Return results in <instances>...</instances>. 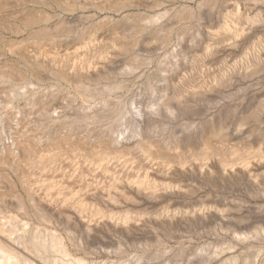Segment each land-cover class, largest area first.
<instances>
[{
	"label": "rangeland",
	"instance_id": "1",
	"mask_svg": "<svg viewBox=\"0 0 264 264\" xmlns=\"http://www.w3.org/2000/svg\"><path fill=\"white\" fill-rule=\"evenodd\" d=\"M18 134L90 228L0 211L74 231L81 264H264V0H0V155Z\"/></svg>",
	"mask_w": 264,
	"mask_h": 264
},
{
	"label": "bare ground",
	"instance_id": "2",
	"mask_svg": "<svg viewBox=\"0 0 264 264\" xmlns=\"http://www.w3.org/2000/svg\"><path fill=\"white\" fill-rule=\"evenodd\" d=\"M97 141V144L104 149H106L104 146H108L106 140L100 138ZM82 144L83 142L79 141L75 145L80 146ZM60 145L57 142V146ZM209 148L210 142L207 141L198 155L201 157L208 156ZM45 149L33 151L31 142L27 138H23L22 134H18L9 144L4 146V151H2L4 155H0V164L14 169L13 171L19 177L22 192L20 189H16L15 193L6 199L4 195H0V202L16 204L19 210L26 215H31V212L34 211L39 215L41 221L46 222H53L52 217L45 213L41 214L39 211L42 208L50 207L57 209L58 206L62 205L61 207L70 208L67 219L71 217L77 226H81L82 222H86L83 216L86 204L81 198V191L78 189H71L70 192L60 190L54 194L55 186L50 180L38 178L36 182L32 183L25 178L26 175L24 176L20 172L24 163H27L26 165L37 164L44 170L48 165L41 157L44 156L42 150ZM153 151L157 155L164 153L159 145H155ZM107 155L106 151L102 150L94 157L103 160ZM54 162L55 159L53 158L49 161V163ZM223 168L224 171L232 170L233 165L225 162ZM33 179L35 178L33 177ZM30 223L29 221H19L15 214L5 215L0 211V264H37L31 259L32 255L39 257L43 261L42 264H81V258L72 254L69 245L71 243L78 246L79 238H81L79 235L76 236L74 231L68 228H65V233L59 232L55 228L43 234L38 227L34 230L30 229ZM86 223L85 226L89 229L91 222ZM115 225H117L116 222Z\"/></svg>",
	"mask_w": 264,
	"mask_h": 264
}]
</instances>
